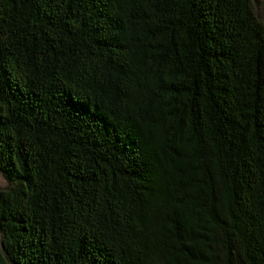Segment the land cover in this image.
Segmentation results:
<instances>
[{"label":"trees","instance_id":"1","mask_svg":"<svg viewBox=\"0 0 264 264\" xmlns=\"http://www.w3.org/2000/svg\"><path fill=\"white\" fill-rule=\"evenodd\" d=\"M0 173V264H264L251 0H0Z\"/></svg>","mask_w":264,"mask_h":264},{"label":"rangeland","instance_id":"2","mask_svg":"<svg viewBox=\"0 0 264 264\" xmlns=\"http://www.w3.org/2000/svg\"><path fill=\"white\" fill-rule=\"evenodd\" d=\"M258 18L264 23V0H251ZM7 185L6 179L0 173V188Z\"/></svg>","mask_w":264,"mask_h":264}]
</instances>
